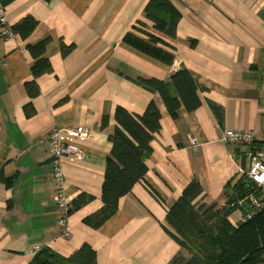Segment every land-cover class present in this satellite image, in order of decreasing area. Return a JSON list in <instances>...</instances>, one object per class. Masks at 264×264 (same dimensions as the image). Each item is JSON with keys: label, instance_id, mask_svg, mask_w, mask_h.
<instances>
[{"label": "crops", "instance_id": "crops-1", "mask_svg": "<svg viewBox=\"0 0 264 264\" xmlns=\"http://www.w3.org/2000/svg\"><path fill=\"white\" fill-rule=\"evenodd\" d=\"M170 1L180 14L175 36L149 27L176 48L168 66L124 42L149 0H0L10 29L28 17L38 22L27 39L4 37L0 27V264H30L35 247L69 258L84 245L95 250L97 264H174L189 256L165 231L184 189L198 180L203 193L195 204L220 209L227 188L243 177L247 148L224 142V132H254L264 150V0ZM45 40L51 71L35 78L28 47ZM182 68L203 88L201 104L173 119L140 80L169 82ZM151 101L162 127L148 173L93 227L86 220L103 207L116 111L143 115ZM57 128H86L93 136L80 142L83 160H63L72 207L82 195L92 198L71 211L69 238L59 225L47 143ZM229 220L240 226L242 212Z\"/></svg>", "mask_w": 264, "mask_h": 264}, {"label": "trees", "instance_id": "trees-1", "mask_svg": "<svg viewBox=\"0 0 264 264\" xmlns=\"http://www.w3.org/2000/svg\"><path fill=\"white\" fill-rule=\"evenodd\" d=\"M144 13V20L138 21L124 37V42L171 66L176 48L149 27L155 32L173 37L180 14L170 0H149ZM37 26L38 22L28 17L11 30L13 35L27 39ZM47 45L48 41L45 40L28 47L36 60L31 68L35 78L51 71L49 61L43 57ZM140 83L148 91L160 95L173 119L179 117L181 110L194 112L201 104L198 93L203 88L185 68L172 75L169 82L151 79L140 80ZM26 86L30 94L37 93L35 84ZM115 119L117 125L110 137L112 149L107 157L102 188L103 207L86 220L96 228L117 212L120 199L131 193L134 186L145 178L149 170L147 161L153 151L152 142L162 127V116L154 101L149 103L143 115H134L119 107ZM202 193L199 181L194 179L167 215L170 228L165 227V231L191 255L184 264H264V210L238 227L229 220L235 211L240 210L243 215L250 209L249 202L239 206L240 201L252 194L260 196L261 193L253 183L244 176L235 186H229L225 194L227 202L220 209L216 205L195 204ZM91 199L82 195L75 207L79 208ZM182 262L178 258L174 264ZM30 264H97V254L91 246L84 245L72 256L65 258L44 247L35 254Z\"/></svg>", "mask_w": 264, "mask_h": 264}, {"label": "built area", "instance_id": "built-area-1", "mask_svg": "<svg viewBox=\"0 0 264 264\" xmlns=\"http://www.w3.org/2000/svg\"><path fill=\"white\" fill-rule=\"evenodd\" d=\"M0 27L4 29L2 36L12 37L13 33L9 27L6 12L0 4ZM93 136L86 128L80 129H54L50 132L47 143L49 145V153L51 156L52 179L54 183V203L59 209V225L63 228V237H70L69 216L72 211V204L66 192V179L63 171V160L65 158H75L83 160L85 152L80 146V142L92 140ZM223 141L227 144H235L247 148L244 159L246 167L241 170V175L253 183L263 197H257L252 194L245 200L239 202V206H244L249 202L250 209L242 215V222L252 220L262 210H264V150L256 146V134L254 132H237L226 130L224 132ZM200 147L199 139L191 138V148L194 152H198ZM40 251L39 247L33 249V254Z\"/></svg>", "mask_w": 264, "mask_h": 264}, {"label": "rangeland", "instance_id": "rangeland-1", "mask_svg": "<svg viewBox=\"0 0 264 264\" xmlns=\"http://www.w3.org/2000/svg\"><path fill=\"white\" fill-rule=\"evenodd\" d=\"M257 197L261 198V197H263V195L260 194V196H257ZM187 254L189 255L188 257H180L181 260H183L182 264H184V262L191 257V255L188 252H187Z\"/></svg>", "mask_w": 264, "mask_h": 264}]
</instances>
